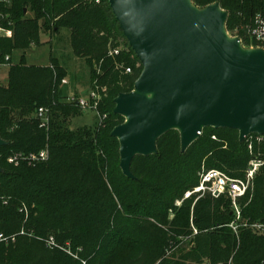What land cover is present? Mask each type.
<instances>
[{
  "label": "trees",
  "instance_id": "trees-1",
  "mask_svg": "<svg viewBox=\"0 0 264 264\" xmlns=\"http://www.w3.org/2000/svg\"><path fill=\"white\" fill-rule=\"evenodd\" d=\"M10 1L2 8L6 18L0 19V26L12 31V37H0V64L10 67L8 84L0 85V136L8 143L0 147V233L18 238L0 244V264H264V236L248 228L236 235L229 228L234 221L229 199L206 194L184 200L200 185L202 171L244 179L255 156L264 160V145L255 146L252 155L237 131L206 128L183 153L179 132L171 131L158 141V155L135 158L136 179H128L120 168L119 141L112 137L124 123L114 114V101L134 90L143 67L108 0ZM193 2L204 8L219 3L229 13L230 32L262 8L258 1ZM62 30L69 31L75 55L88 63L92 88L102 96L98 111L106 118L95 131L69 127L82 109L62 98L59 87L67 74L56 59L46 67L26 63L43 33ZM121 43L129 53L111 55ZM17 52L23 55L14 64ZM40 108L50 111L48 130L34 116ZM18 111L24 118L15 121ZM43 150L49 152L46 162H8ZM107 172L114 192L110 201H102L109 192ZM240 206L249 223L264 222V166ZM50 237L69 246L79 260L49 247Z\"/></svg>",
  "mask_w": 264,
  "mask_h": 264
},
{
  "label": "water",
  "instance_id": "water-1",
  "mask_svg": "<svg viewBox=\"0 0 264 264\" xmlns=\"http://www.w3.org/2000/svg\"><path fill=\"white\" fill-rule=\"evenodd\" d=\"M108 2L143 67L134 90L114 101V114L124 118L112 137L125 177L135 180V158L158 155V141L171 131L179 132L183 153L206 128L237 131L241 143L264 135V48L231 36L219 3ZM7 145L0 136V147Z\"/></svg>",
  "mask_w": 264,
  "mask_h": 264
},
{
  "label": "built area",
  "instance_id": "built-area-1",
  "mask_svg": "<svg viewBox=\"0 0 264 264\" xmlns=\"http://www.w3.org/2000/svg\"><path fill=\"white\" fill-rule=\"evenodd\" d=\"M242 4H246L248 2L258 1L262 3V8L256 11L251 19L247 23H243L241 25H237L235 27L234 32L241 33L245 39L250 40L252 43L258 44V48H264V0H240ZM100 3V0L96 1ZM10 0H0V19H5L6 16L3 13V6H10ZM230 34V31H228ZM0 37H12V31L4 29L0 26ZM240 39L243 44V38L240 36H236ZM254 48V47H253ZM120 51L115 50L111 52L113 54H119ZM10 57H6V61H9ZM8 66L0 64V67ZM127 73H131V69L126 70ZM101 100V96L95 91L88 92L87 99H70L69 103H76L82 110H91L95 111L102 123V121L106 118V116L100 115L98 111L99 102ZM37 118L40 121V127L48 130L50 127V111L47 108H40L38 110ZM203 135V132L200 133V136ZM215 139V137H214ZM245 142L247 143L248 149L252 155L254 154L255 146L264 145V135L252 134L246 137ZM49 158L48 150H43L37 154L23 155L17 154L9 157L8 162L10 164H15L18 166L20 162H27L30 166L36 165L37 163L46 162ZM264 166V160L261 158H255L250 162L249 169L247 175L244 179H233L226 175L225 173L219 170H209L202 171L199 174L200 177V185L195 188L193 191L188 192L185 195V199H190L195 195H198V199L202 198L206 194H210L213 198L219 199L225 197L229 199L232 203V209L234 214V221L229 225V228L233 230V232L238 235L241 228H248L254 231L255 233L264 236V222H257L254 224L244 223L247 221L243 218V209L240 206V200L245 198L252 188L253 182L260 172L262 167ZM182 202H178L177 206L180 207ZM20 235H25V231H22ZM18 235H5L4 233H0V244L10 245L16 243ZM47 245L51 248H58L64 251L66 254L71 256L72 258L79 260L78 254L72 252L69 246L62 247L60 246L53 237H50L46 241ZM82 264H87L85 261H82ZM228 264H233L232 260Z\"/></svg>",
  "mask_w": 264,
  "mask_h": 264
},
{
  "label": "rangeland",
  "instance_id": "rangeland-1",
  "mask_svg": "<svg viewBox=\"0 0 264 264\" xmlns=\"http://www.w3.org/2000/svg\"><path fill=\"white\" fill-rule=\"evenodd\" d=\"M91 1V0H90ZM194 3V2H193ZM195 4V3H194ZM200 9L204 7H200L195 4ZM206 8V7H205ZM29 17H33L31 12H27ZM230 35L233 37L240 36L243 38V46L246 48H258L255 45H250L244 42L246 40L241 33L230 32ZM41 46L34 47L27 52L26 55V63L29 66H39L46 67L53 64V60L56 59L60 65L65 69L67 74L66 78L62 81L59 91L61 93L62 98L65 99L66 102L69 103L70 99H87L88 92H92L93 88L91 85V69L86 62V60L78 58L73 48L70 44L69 39V31L62 30L57 35L51 34H42L41 38ZM122 46L119 49L121 53H129L127 47L121 43ZM23 53L17 52L14 54L13 63L19 64L21 61ZM9 66L0 67V85H7L9 81ZM82 88H88V92L86 94H81ZM102 99V96H101ZM34 116H38V112L34 113ZM24 118L20 114V112H16L14 115V120H20ZM101 124L100 118L95 111L91 110H82L75 117H71L69 119L68 125L71 129L77 130L81 128H88L92 131H95L96 128ZM110 173L107 172L105 179L108 185L109 192L104 193L105 199H101L102 201H110L108 200L109 195L113 196V185L109 182L108 177H110ZM174 218V213L169 212V219L172 220ZM248 221H244L247 223ZM244 228V227H243ZM257 234V233H256Z\"/></svg>",
  "mask_w": 264,
  "mask_h": 264
},
{
  "label": "crops",
  "instance_id": "crops-1",
  "mask_svg": "<svg viewBox=\"0 0 264 264\" xmlns=\"http://www.w3.org/2000/svg\"><path fill=\"white\" fill-rule=\"evenodd\" d=\"M88 91H89L88 88H82V89H81V94H82V95H83V94H86Z\"/></svg>",
  "mask_w": 264,
  "mask_h": 264
}]
</instances>
